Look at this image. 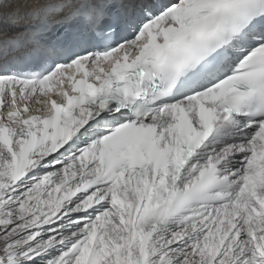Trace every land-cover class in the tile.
<instances>
[{
  "label": "snow or ice",
  "instance_id": "obj_1",
  "mask_svg": "<svg viewBox=\"0 0 264 264\" xmlns=\"http://www.w3.org/2000/svg\"><path fill=\"white\" fill-rule=\"evenodd\" d=\"M0 264H264V0H0Z\"/></svg>",
  "mask_w": 264,
  "mask_h": 264
}]
</instances>
